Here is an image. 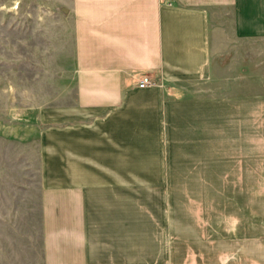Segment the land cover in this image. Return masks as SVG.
<instances>
[{"label":"rangeland","instance_id":"1","mask_svg":"<svg viewBox=\"0 0 264 264\" xmlns=\"http://www.w3.org/2000/svg\"><path fill=\"white\" fill-rule=\"evenodd\" d=\"M66 3L0 0V264L44 262L35 115L73 97ZM211 57L202 81H153L161 90L126 121L121 248L131 264H264V118H234L220 99L264 93V38L220 36Z\"/></svg>","mask_w":264,"mask_h":264},{"label":"crops","instance_id":"2","mask_svg":"<svg viewBox=\"0 0 264 264\" xmlns=\"http://www.w3.org/2000/svg\"><path fill=\"white\" fill-rule=\"evenodd\" d=\"M65 7L73 97L35 115L43 264H131L121 248L122 193L133 179L124 177L122 139L139 99L161 90L158 82L136 87L137 79L209 78L220 36L264 38V0H67ZM225 96L234 118L235 110L264 118V93ZM167 138L162 127L164 166Z\"/></svg>","mask_w":264,"mask_h":264},{"label":"built area","instance_id":"3","mask_svg":"<svg viewBox=\"0 0 264 264\" xmlns=\"http://www.w3.org/2000/svg\"><path fill=\"white\" fill-rule=\"evenodd\" d=\"M151 83H152V81H151L150 77L147 76V74H143L137 79L135 86L140 88V87L145 86V85H150Z\"/></svg>","mask_w":264,"mask_h":264},{"label":"water","instance_id":"4","mask_svg":"<svg viewBox=\"0 0 264 264\" xmlns=\"http://www.w3.org/2000/svg\"><path fill=\"white\" fill-rule=\"evenodd\" d=\"M66 7H64L63 5L59 6L58 9L61 10L63 13L67 12V9H65Z\"/></svg>","mask_w":264,"mask_h":264}]
</instances>
